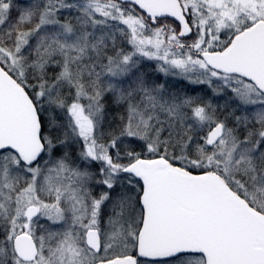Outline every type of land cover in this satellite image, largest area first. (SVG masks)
Instances as JSON below:
<instances>
[{
  "label": "snow or ice",
  "instance_id": "1",
  "mask_svg": "<svg viewBox=\"0 0 264 264\" xmlns=\"http://www.w3.org/2000/svg\"><path fill=\"white\" fill-rule=\"evenodd\" d=\"M0 264H264V0H0Z\"/></svg>",
  "mask_w": 264,
  "mask_h": 264
}]
</instances>
